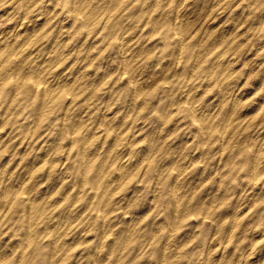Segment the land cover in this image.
<instances>
[{"label": "rangeland", "instance_id": "rangeland-1", "mask_svg": "<svg viewBox=\"0 0 264 264\" xmlns=\"http://www.w3.org/2000/svg\"><path fill=\"white\" fill-rule=\"evenodd\" d=\"M0 264H264V0H0Z\"/></svg>", "mask_w": 264, "mask_h": 264}, {"label": "bare ground", "instance_id": "bare-ground-1", "mask_svg": "<svg viewBox=\"0 0 264 264\" xmlns=\"http://www.w3.org/2000/svg\"><path fill=\"white\" fill-rule=\"evenodd\" d=\"M85 8V7H84ZM83 8V9H84ZM21 44V43H20ZM8 58V57H7ZM7 61V60H6ZM142 74V73H141ZM51 80V79H50ZM46 85V84H45ZM20 88V87H19ZM191 100V99H190ZM225 127V126H224ZM134 136V135H133ZM259 152V151H258ZM84 153V152H83ZM257 178V177H256ZM52 194V193H51ZM177 198V197H176ZM191 199V198H190ZM255 203V202H254ZM59 241V240H58Z\"/></svg>", "mask_w": 264, "mask_h": 264}]
</instances>
